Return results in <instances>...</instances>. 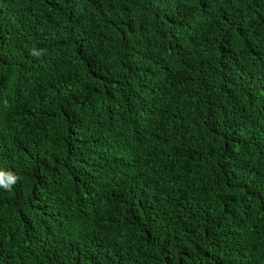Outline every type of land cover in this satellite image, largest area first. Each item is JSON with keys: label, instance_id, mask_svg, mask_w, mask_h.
I'll return each instance as SVG.
<instances>
[{"label": "trees", "instance_id": "1", "mask_svg": "<svg viewBox=\"0 0 264 264\" xmlns=\"http://www.w3.org/2000/svg\"><path fill=\"white\" fill-rule=\"evenodd\" d=\"M0 180V264H264V0H0Z\"/></svg>", "mask_w": 264, "mask_h": 264}, {"label": "clouds", "instance_id": "2", "mask_svg": "<svg viewBox=\"0 0 264 264\" xmlns=\"http://www.w3.org/2000/svg\"><path fill=\"white\" fill-rule=\"evenodd\" d=\"M13 182H14V178H13ZM0 184H4V181H3V180H0ZM4 187H5V188H8L9 185H8V184H4Z\"/></svg>", "mask_w": 264, "mask_h": 264}]
</instances>
